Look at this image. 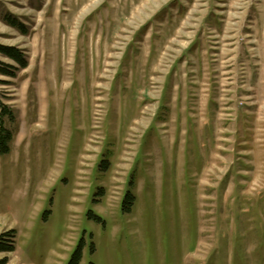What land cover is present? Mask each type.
<instances>
[{
	"label": "rangeland",
	"instance_id": "obj_1",
	"mask_svg": "<svg viewBox=\"0 0 264 264\" xmlns=\"http://www.w3.org/2000/svg\"><path fill=\"white\" fill-rule=\"evenodd\" d=\"M0 47V260L264 264V0H0Z\"/></svg>",
	"mask_w": 264,
	"mask_h": 264
},
{
	"label": "trees",
	"instance_id": "obj_2",
	"mask_svg": "<svg viewBox=\"0 0 264 264\" xmlns=\"http://www.w3.org/2000/svg\"><path fill=\"white\" fill-rule=\"evenodd\" d=\"M11 24L16 27V24L14 22H11ZM19 30H22V26L18 27ZM0 53L5 56L6 58L10 59L11 61H14L16 64H18L21 68L26 67V60L23 56V54L16 48H8V47H0ZM9 68H12V66H8ZM3 75L11 76L13 77V73L9 70H2ZM11 111L6 108L5 106H2L0 108V154H6L9 151V142L11 140L10 132L4 127L3 124V117L2 116H10L11 119ZM132 198L129 196H126L125 202L128 203V206L132 203ZM15 243H16V234L14 230H10L7 232H4L0 234V254H11L15 251ZM8 260L7 257H3L2 260H0V264H7ZM72 264H76L74 261Z\"/></svg>",
	"mask_w": 264,
	"mask_h": 264
}]
</instances>
